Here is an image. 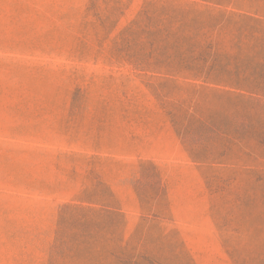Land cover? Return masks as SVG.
I'll return each instance as SVG.
<instances>
[{
	"label": "rangeland",
	"instance_id": "obj_1",
	"mask_svg": "<svg viewBox=\"0 0 264 264\" xmlns=\"http://www.w3.org/2000/svg\"><path fill=\"white\" fill-rule=\"evenodd\" d=\"M0 264H264V0H0Z\"/></svg>",
	"mask_w": 264,
	"mask_h": 264
},
{
	"label": "trees",
	"instance_id": "obj_2",
	"mask_svg": "<svg viewBox=\"0 0 264 264\" xmlns=\"http://www.w3.org/2000/svg\"><path fill=\"white\" fill-rule=\"evenodd\" d=\"M234 15H229V21H232ZM144 20L146 22L145 35L150 40V46L157 43V40H164V44H167L168 40H185L187 37L183 36L184 31L188 27L193 33V36L188 37L187 40H192L200 35L203 27L198 26V22L192 21V23L185 24L183 13L171 11L169 12L165 8H155L152 3H147L144 9ZM246 21V20H244ZM174 24H178L174 31L172 27ZM162 53L164 51H161ZM164 55V53H163ZM175 59L178 60V64L184 63V59L180 60L179 56L176 58L166 57L165 62L168 68L172 67ZM191 61V59H190Z\"/></svg>",
	"mask_w": 264,
	"mask_h": 264
},
{
	"label": "crops",
	"instance_id": "obj_3",
	"mask_svg": "<svg viewBox=\"0 0 264 264\" xmlns=\"http://www.w3.org/2000/svg\"><path fill=\"white\" fill-rule=\"evenodd\" d=\"M123 204H126L127 206H130V203H128V202H123ZM130 210V208H128V211ZM123 211H126V209H123ZM211 239H212V237H211Z\"/></svg>",
	"mask_w": 264,
	"mask_h": 264
}]
</instances>
